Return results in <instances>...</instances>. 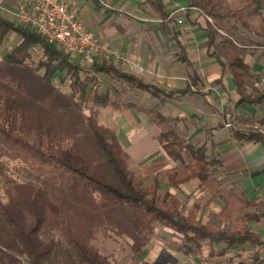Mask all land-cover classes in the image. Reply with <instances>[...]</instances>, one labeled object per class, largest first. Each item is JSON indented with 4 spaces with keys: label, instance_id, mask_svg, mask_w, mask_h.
I'll use <instances>...</instances> for the list:
<instances>
[{
    "label": "trees",
    "instance_id": "obj_1",
    "mask_svg": "<svg viewBox=\"0 0 264 264\" xmlns=\"http://www.w3.org/2000/svg\"><path fill=\"white\" fill-rule=\"evenodd\" d=\"M204 1L211 9L206 14L214 20L204 29L208 55L223 70H229L239 103L259 105L264 100V88L257 90L256 96L243 94L246 81L257 77L244 61L245 47L239 46L232 34L239 28L264 39V0H187L186 17L191 8ZM152 4L161 19L168 20L162 2L154 0ZM231 21L229 30L224 23ZM218 30L231 38L217 41ZM12 32L21 41L7 48L0 62V103L6 114L3 121L0 119V145L38 165L62 169L63 174L56 187L46 184L40 188L7 180L0 167V179L9 196L8 204L0 201V264L15 261L9 252H24L32 264H44L53 248L63 258L61 264H113L92 243L99 231L107 238H125L132 260L137 261L146 253L156 224L181 236L180 250L185 255H196L205 247L228 250L264 246L249 225L258 216L250 212L252 202L244 189L226 176L225 184L217 178L220 169H210L214 162L221 167V162L209 156L205 146L181 138L173 122L156 108L131 101L120 104L110 92H100L97 74L154 97L173 93L148 85L112 63L94 62L91 67H82L29 28L0 15V47ZM35 51L41 52L38 60L33 58ZM107 107L133 109L154 122L160 129L157 141L163 153L176 165L165 171L169 186L178 190L197 180L201 189L213 192V197L223 202L220 219L224 227L201 224L183 215L170 193L159 195L157 182L145 186L146 175L129 166V155L116 133L99 121V110ZM232 135L239 142L264 143V136L256 131L232 130ZM66 137L75 140L67 151L44 152L41 148L44 138L54 141ZM54 230L62 232L68 251L55 247L51 239L45 242Z\"/></svg>",
    "mask_w": 264,
    "mask_h": 264
},
{
    "label": "crops",
    "instance_id": "obj_2",
    "mask_svg": "<svg viewBox=\"0 0 264 264\" xmlns=\"http://www.w3.org/2000/svg\"><path fill=\"white\" fill-rule=\"evenodd\" d=\"M75 1L87 29L107 40L123 58L141 69L124 71L173 93L169 97H154L143 91L147 96L143 99V92L139 91L140 95L133 96L142 101L131 102L156 108L173 122L181 138L205 146L207 154L221 162V174L241 185L252 202L250 212L258 219L249 225L264 241V143L239 142L232 135V130H237L256 131L264 136V100L257 106L239 103L229 70H223L208 55L206 25L197 20L196 8L190 9L187 18V0H160L168 14L164 21L153 8L154 0ZM16 7L17 0H4L0 15L17 23ZM182 11L183 27L176 25ZM20 41L16 33L6 35L0 47V62L4 51ZM246 57L244 61L249 64ZM252 69L259 74L255 75V88L263 89L264 66L252 64ZM100 85V92L111 93L113 88L109 84ZM99 121L116 133L129 155V166L141 169L148 187L157 182L158 192L165 194L181 191L189 183L178 190L169 186L165 171L176 165L163 153L157 141L160 129L147 115L133 109L107 107L99 110ZM154 126L157 129L150 132ZM180 253V264H264V246L228 250L205 247L196 255H185L181 250Z\"/></svg>",
    "mask_w": 264,
    "mask_h": 264
},
{
    "label": "rangeland",
    "instance_id": "obj_3",
    "mask_svg": "<svg viewBox=\"0 0 264 264\" xmlns=\"http://www.w3.org/2000/svg\"><path fill=\"white\" fill-rule=\"evenodd\" d=\"M200 3L196 8L198 13V21L202 25L213 24L214 20L208 16L206 13L207 10L211 11L209 6H206L207 2ZM181 17L177 18L176 25L184 26V13L181 12ZM264 14V10H263ZM172 17V15H170ZM181 20L182 23L179 24L177 21ZM19 25L18 23H16ZM227 29H231L233 22L224 23ZM22 28L25 26L19 25ZM233 39L239 46L245 47V53L243 57L248 58L249 65L252 68V64H260L264 66V39H259L255 37L253 34H249L246 31L239 29L232 34ZM231 38V35L225 31L218 30L217 41L220 38ZM7 41V46H8ZM41 57L40 51H35L33 53V58L38 60ZM75 60V59H74ZM77 61V60H75ZM79 64L81 63L80 61ZM82 67H91V65H87L84 63L80 64ZM254 75H259L254 73ZM97 82L99 85L101 82L104 84H109L111 89V95L113 98L120 99V104L125 103L127 101H134L140 103V100L137 97H134V94H139V90L137 88H131L129 85L120 81H116L114 79L108 80V77L105 74H97ZM255 80H247L245 83V87L243 89V94L246 96H256L257 90H262L261 88H255L254 85ZM124 85L122 88L120 85ZM113 85V86H112ZM152 85V84H148ZM101 88V85L99 86ZM99 88V89H100ZM143 92V91H142ZM144 95V92L141 94ZM147 98L144 95V98ZM4 104L0 103V119L3 121L5 119L4 113ZM19 123V122H18ZM8 124V122H7ZM155 127V126H154ZM150 129L149 131H153L155 128ZM19 132V129H15L14 132ZM250 131H245V133ZM36 139V137L34 138ZM42 150L44 152H48L49 150H61L67 151L68 149L74 146L75 140L73 138H62L59 140L49 141L48 139H42ZM137 143H134V146ZM0 167L3 170L4 176L7 180H11L19 185H32L35 187H43L48 184L50 186H57L60 182V176L63 174L62 169H54L51 165H38L31 161L30 159H26L24 157L19 156L17 152L12 150L10 147L7 148L5 145H0ZM133 170L140 172L141 175H145L142 173L140 168H136L134 165L130 166ZM211 170H216L220 172L218 163H213L210 167ZM218 179L224 181L225 184L226 178L222 174L217 175ZM148 187V183L145 184ZM53 195V191L50 189ZM50 192V193H51ZM172 197L179 203V210L183 215H190L196 219L201 224H210L215 228L224 227L226 224L223 220L220 219L221 209L224 207L223 202L219 198L213 197V192L203 190L199 187V182L197 180H192L186 186L183 187L181 191H173L170 193ZM160 196H164L163 193L159 194ZM0 201L2 204L9 203V196L6 192V184L3 179H0ZM111 238H107L103 232L99 231L95 234L93 239V245L98 248V250L108 257L113 264H180L183 256L180 253V245L182 243L181 236L175 234L171 230L163 228L162 226L156 224L154 233L151 237V242L147 248L146 253L137 261L132 260V252L128 247V241L125 238L116 237L111 235ZM53 240L55 247H60L63 252L68 251L70 247L66 242L63 234L60 230H54L51 235L48 237L46 241ZM10 255H13L15 261L12 264H32L30 258L24 253H15L9 252ZM60 259V261H59ZM65 259V258H64ZM63 262V258H59L56 254L55 248L52 249L47 261L44 264H61Z\"/></svg>",
    "mask_w": 264,
    "mask_h": 264
},
{
    "label": "built area",
    "instance_id": "obj_4",
    "mask_svg": "<svg viewBox=\"0 0 264 264\" xmlns=\"http://www.w3.org/2000/svg\"><path fill=\"white\" fill-rule=\"evenodd\" d=\"M3 1L0 0V8ZM15 16L19 25L29 28L81 63L106 62L123 70L141 71L107 40L87 29L80 19L75 0H17ZM177 22L182 23L181 20Z\"/></svg>",
    "mask_w": 264,
    "mask_h": 264
}]
</instances>
